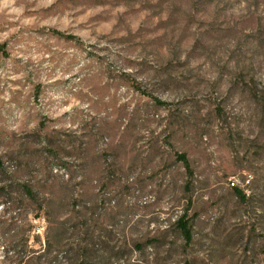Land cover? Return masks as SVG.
Returning <instances> with one entry per match:
<instances>
[{
  "label": "rangeland",
  "instance_id": "374dc122",
  "mask_svg": "<svg viewBox=\"0 0 264 264\" xmlns=\"http://www.w3.org/2000/svg\"><path fill=\"white\" fill-rule=\"evenodd\" d=\"M0 264H264V0H0Z\"/></svg>",
  "mask_w": 264,
  "mask_h": 264
},
{
  "label": "trees",
  "instance_id": "16d2710c",
  "mask_svg": "<svg viewBox=\"0 0 264 264\" xmlns=\"http://www.w3.org/2000/svg\"><path fill=\"white\" fill-rule=\"evenodd\" d=\"M181 159L184 162L185 167H189L187 159L184 156L181 157ZM237 193L239 194L240 197H242V194L240 192H237ZM186 220L180 219L179 222H178V225H179L181 233H183L186 241H189L190 238H191V232H190L189 226L187 225V221Z\"/></svg>",
  "mask_w": 264,
  "mask_h": 264
}]
</instances>
